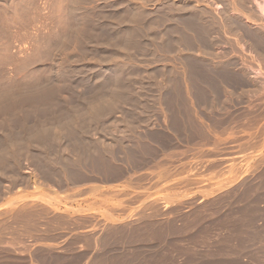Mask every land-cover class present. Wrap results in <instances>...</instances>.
Wrapping results in <instances>:
<instances>
[{"label":"rangeland","instance_id":"obj_1","mask_svg":"<svg viewBox=\"0 0 264 264\" xmlns=\"http://www.w3.org/2000/svg\"><path fill=\"white\" fill-rule=\"evenodd\" d=\"M260 1L0 0V264H264Z\"/></svg>","mask_w":264,"mask_h":264},{"label":"crops","instance_id":"obj_2","mask_svg":"<svg viewBox=\"0 0 264 264\" xmlns=\"http://www.w3.org/2000/svg\"><path fill=\"white\" fill-rule=\"evenodd\" d=\"M146 186H150V185H146ZM125 190H135V191H140V190H143V189H141V188H137V189H136V188H135V189H133V188H126ZM26 194H27V195H31V190H29V192L26 193ZM42 197H43V194H40L38 200L41 201V200H42ZM88 211H92V209H89ZM140 222H142V220H140L139 223H140ZM137 223H138V220L135 221V225H137ZM151 223H155V222L151 221ZM135 227H136V229H137L138 226H135ZM137 231H138V230H135V234H134V237H135V238H138V237H140V235H141V233H140L141 231H140V232H139V231L137 232ZM139 233H140V234H139ZM135 255H136V254H135Z\"/></svg>","mask_w":264,"mask_h":264},{"label":"bare ground","instance_id":"obj_3","mask_svg":"<svg viewBox=\"0 0 264 264\" xmlns=\"http://www.w3.org/2000/svg\"><path fill=\"white\" fill-rule=\"evenodd\" d=\"M258 7L261 9V10H264V0H261L260 2H258Z\"/></svg>","mask_w":264,"mask_h":264}]
</instances>
